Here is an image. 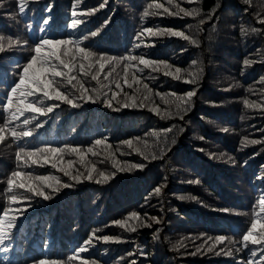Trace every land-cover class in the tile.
Returning a JSON list of instances; mask_svg holds the SVG:
<instances>
[{
    "label": "trees",
    "instance_id": "16d2710c",
    "mask_svg": "<svg viewBox=\"0 0 264 264\" xmlns=\"http://www.w3.org/2000/svg\"><path fill=\"white\" fill-rule=\"evenodd\" d=\"M101 2L80 0L76 5L78 13L85 6L97 10L79 16L84 23L78 26L80 31L77 32L65 27L71 20L75 0H27L25 13L19 12V0H0V36L4 37L5 45L9 37L28 41V44L22 43L0 53V101L5 100L9 85L18 79L17 62L22 65L33 54L32 41L41 35L38 31L44 26L41 18L47 15L53 18L50 34L64 36H79L80 32L96 30L107 19L109 23L98 35L83 43L91 42L92 50L108 55L131 52L166 61L172 65L173 72L176 67L181 68V79L137 64L143 71L130 69L128 78L132 82L135 73L140 83L128 88L123 83L122 64L116 69L121 74V88L117 89L113 82L116 72L108 80L104 79V74L100 76L101 83L111 88L109 91L105 87L102 92L108 96L119 93L113 100V108L106 106L105 97L101 95L96 103H83L80 108L47 102L60 106L47 116L25 114L37 115L35 122L25 126L33 129V136L18 142L26 148L71 145L86 150L101 137L107 139L111 148L96 146L99 154L87 153L83 165L79 156L65 153L63 165L57 168L43 162L23 168L34 175L55 176L61 184L73 186L59 187L55 193L45 188L52 195L47 201L39 197L25 201L31 206L22 209L23 215L18 217L7 245L9 250L0 252V264H33V260L43 257H67L94 231L98 236L120 237V242L105 243L94 239L89 250L80 254L98 264H131L133 260L136 264H248L249 260H259V245H250L257 250V256L252 257L248 249L236 252V248H242L240 243L232 244L226 239L217 243L213 252H208L214 239L207 244L204 241L216 235L239 241L255 219L259 199L264 195V108L244 104L248 100L264 105V83L260 82L264 78V24L258 22L264 19V0H251V3L244 0H194L193 3L189 0H172V3L168 0H107L105 6L99 8ZM156 4H163L169 12H179L177 5L187 11L196 7L201 14L195 17L185 16L183 12L169 15ZM49 6L51 11L45 12ZM145 11L149 15L144 16ZM201 19L203 24H199ZM189 24L193 27L189 28ZM241 26L249 29L247 34H242ZM147 27L184 31L199 43L193 45L181 37L149 36L147 33L138 41L137 34ZM252 27L258 31L251 32ZM137 43L141 44L138 49L134 47ZM245 59L252 63L245 65ZM193 60L197 61L196 65H192ZM110 67L106 66L105 73ZM196 67L203 69L198 82H186L190 80L188 72ZM73 75L82 80L90 93L93 88L100 87L78 70ZM144 84L151 89L150 93L144 89ZM60 87L62 91L71 90L66 81H62ZM189 90H195L196 94L190 110L183 113V119L174 114L175 104H165L158 95L167 94V99L174 100L171 93L184 95ZM145 95L150 99L145 100ZM128 96L138 97L136 103L140 105L143 101L142 106L122 107V102L131 103ZM152 108H158L161 114ZM165 111L173 115L165 118L162 116ZM5 119L6 113L0 106V123ZM23 119L16 123L22 124ZM36 123H43V127L35 128ZM223 128L229 131L224 132ZM137 137L140 142L134 139ZM245 138L259 139L261 143L246 144ZM127 139H133L134 147L142 150V142L146 141L149 150L156 152L158 158L144 160L140 153L122 143ZM161 147L165 149L163 153ZM17 148L18 144L10 135L0 143V210L17 207L9 203L12 193L6 190L7 177L16 170ZM221 156L222 159L217 158ZM68 161L75 162L73 174L79 170L87 175L86 169L92 165L97 172L93 173L91 181L76 183L59 171ZM114 161L125 170L118 171L113 166ZM138 163L145 167H132ZM99 172H115V176L104 183H96L103 179ZM196 180L200 183H195ZM156 187H161L159 196L154 192ZM24 191L14 189L17 194ZM181 196L196 199L181 200ZM225 207L245 210L246 214L219 211ZM132 211L141 216L145 213L157 216L161 223L148 220L151 227L138 228L134 233L113 223L127 218ZM136 223L138 221L128 220L130 225ZM181 242L183 247L174 250L173 245ZM201 244L204 247L197 252ZM229 248L233 251L231 257L223 253L215 255L216 251ZM68 264H79V261Z\"/></svg>",
    "mask_w": 264,
    "mask_h": 264
},
{
    "label": "snow or ice",
    "instance_id": "6c2138e0",
    "mask_svg": "<svg viewBox=\"0 0 264 264\" xmlns=\"http://www.w3.org/2000/svg\"><path fill=\"white\" fill-rule=\"evenodd\" d=\"M169 3H172V0H168ZM194 0H189V3H193ZM245 3H251V0H244ZM80 3V0H75L73 5V10L71 13V20L65 25L66 28H70L73 31L79 32L78 26L84 23V21L79 18V16L84 15L85 13H94L97 9L96 7L88 8L85 6L80 13L76 10V5ZM107 0H102L98 5L99 8H103ZM27 5V0H19V12L25 13ZM151 7V5H150ZM157 8H164V11L169 15H179L180 12H183L185 16L195 17L199 16L200 9L193 7L190 11H187L185 8H179V12H169L168 8H165L163 4H156ZM51 7H46L45 12H50ZM155 15V13H152ZM149 15L147 11L144 12V16ZM53 18L50 15L43 16L41 18V24L44 25L40 27L38 31L41 33L39 37L32 41L30 55L25 62L20 65L17 62L19 71L17 72L18 79L14 80L11 85H9V90L5 96L4 101H0V106L3 108V112L6 113V119L0 123V143H3L8 135L12 137L13 142L18 144L17 151L15 152V160L17 161L16 170H12L6 180L7 192L12 193L9 197V203L16 205L15 209L7 208L0 210V252H7L8 242L12 239V231L17 226V219L19 216L23 215V208L30 207V203H25V201H32L35 198L39 197L47 201L52 199V195L45 191V188L52 189V192H58L59 187L69 188L73 185L68 183L61 184L60 180L52 175H34L32 172L24 171L23 168H30L33 165H38L43 162L44 164L51 163L53 168H57L58 165H63V155L65 153H71L79 156L80 162L83 165L85 162V155L91 153L92 156H97L99 153L95 151L96 146L105 145L106 148H111V145L107 142L106 138H97L94 140V143L89 146L86 150H82L80 147H74L71 145H65L64 147H53L51 145H46L44 147H32L26 148L22 145H19V141L24 138H31L34 134L33 129L27 128L28 126L37 120V115L26 116V113L38 114L39 116H47L50 113H53L54 109L58 108L60 104L58 103H47V102H61L63 104L71 106L73 109L80 108L83 103L92 102L96 103L101 95L105 97L104 103L107 107L113 108V100L116 98L119 93L113 92L111 96H108L106 92H102V89L105 87L111 88L109 85L102 84L100 81L101 74H104V79L108 80L112 76L116 69L123 64V83L127 85L128 88H132L133 83H140L139 78L133 73L132 82H129L128 73L130 69H136V71H143L137 67V64H142L144 68H151L152 71H164V74L167 76H173L175 79H181L180 73L181 68L176 67L174 72L172 71V65L163 60H154L145 58L144 55H137L129 52L126 55H108L99 50H92L93 44L91 42L85 44L84 41H89L90 37H96L98 32L103 26H106L109 21L106 19L102 25L98 26L96 30H88L86 32H80L79 36H64V35H52L50 21ZM259 23L264 24V19L258 21ZM204 20L201 19L199 24H203ZM189 28L193 25L189 24ZM197 30H199L197 26ZM249 29L241 26L242 34H247ZM251 32H257L258 29L252 27ZM147 33L149 36H169V37H181L185 41H190L191 44L196 45L199 43L198 40L193 37L186 35L184 31H177L172 28L168 29H159L154 30L152 27L144 28L136 36V39L139 41L141 37ZM212 39V36L208 37ZM28 44V41L25 40L21 42L19 39H13L9 37L7 46L4 43V37L0 36V53H4L7 50L13 49L14 47L21 44ZM135 48H140L141 44L137 43L134 45ZM136 62V63H134ZM192 65H196L197 61L193 60ZM245 65L252 63L251 60L245 59L243 61ZM161 65L163 67H161ZM106 66H111L110 70L105 73ZM82 76H90L92 80L96 81L100 85L99 88H93L91 93L89 89L85 87L81 79H78L76 75H73L74 71H77ZM203 69L196 67L195 70L189 71L188 76L190 80L186 82L197 83L202 73ZM57 78H60L59 80ZM121 74L116 72V77L113 82L117 89L121 88L119 79ZM62 81H66V86L70 85L71 90L62 91L60 84ZM75 82V83H74ZM261 83H264V78L261 79ZM144 89L149 93L151 89L148 88L147 84L143 85ZM137 92H140V88L136 89ZM195 90H189L184 95H179L175 92L170 95L175 97L174 100L166 98L167 94H158L160 99L165 104H175V115L180 116L183 119V113H186L190 110L192 97L195 95ZM127 101L122 102V107L130 106H142L136 103L138 97L128 96ZM145 100L150 99L148 95L144 96ZM118 103H120L118 101ZM244 104L248 107L255 108H264V105L251 103L248 100L244 101ZM114 110L119 111V108H114ZM154 112L160 113L158 108L151 109ZM173 115V113L165 111L162 113L163 117H168ZM24 117L22 124L16 123ZM43 127V123H36L35 128ZM20 129V130H18ZM224 132H228V128L221 129ZM167 131H171L168 129ZM136 141L140 142V138H134ZM124 145H127L129 148L140 153L144 160H155L158 158L156 152L149 150V146L146 141H143L144 148L143 150L140 147H134L133 139H127L122 142ZM246 144H259L261 140L253 139L248 140L245 138ZM165 149L160 148V152L163 153ZM111 155V153H110ZM222 159L223 157H217ZM231 159V157H229ZM74 161H68L67 166H60L59 171L63 172L64 176H67L70 180L75 181L76 183L82 182V180L93 179V173L97 172L95 165H92L90 169L87 170V175L79 170L76 171V174H73L72 168ZM114 167H117L118 171H124L125 169L118 167V162L114 161ZM132 167L137 169H143L145 164L138 163ZM131 170V169H129ZM99 175L103 178L102 180H97L96 183H104L109 180L112 176H115V172L105 174L104 172H99ZM195 183H200L199 180L194 181ZM162 187V186H161ZM161 187H156L154 192L156 195L161 194ZM14 189H23V193L17 194L14 192ZM30 194V195H29ZM181 200L184 199H196L195 197H185L181 196ZM259 211H255V219L252 220L250 227L242 234L239 241L235 240L233 237H228L225 235H216L214 238L209 236L207 240L204 241L205 244L208 243V240H213L214 243L207 248L208 252H213L217 243H222L226 239L230 243H240L242 248H236V252H240L244 249H248L250 256L256 257L257 250L251 248L250 245L260 246V257L257 261L249 260L248 264H259L260 261H264V195L259 199ZM219 211L224 213H235V214H246L245 210L234 209V208H221ZM128 220H136L138 223L134 225L128 224ZM148 220H151L157 224L161 223V219L157 216H148L147 213L144 216H141L139 212L132 211L127 218L119 219L113 221L115 225H118L120 228H124L128 232H136L138 228L151 227V224L148 223ZM99 231V230H97ZM207 235V234H203ZM158 238V237H157ZM107 242H120V237L103 235L98 236L96 232H92L91 235L83 242L82 245L75 248L71 255L67 257H43L40 259L33 260V264H68V262L79 261V264H98V261L92 260L90 257H82L80 254L89 250V247L93 245V240ZM44 247L47 248V243L44 244ZM179 247H183L182 242L179 245H173L174 250ZM204 247L203 244L199 245L196 249L197 252H200ZM223 253L224 255L231 257L233 251L229 248L227 251L225 249H220L215 252V255L219 256ZM131 255V253H129ZM195 255L196 253H192ZM131 264H136V261H131Z\"/></svg>",
    "mask_w": 264,
    "mask_h": 264
},
{
    "label": "bare ground",
    "instance_id": "6f19581e",
    "mask_svg": "<svg viewBox=\"0 0 264 264\" xmlns=\"http://www.w3.org/2000/svg\"><path fill=\"white\" fill-rule=\"evenodd\" d=\"M144 120V119H143Z\"/></svg>",
    "mask_w": 264,
    "mask_h": 264
}]
</instances>
